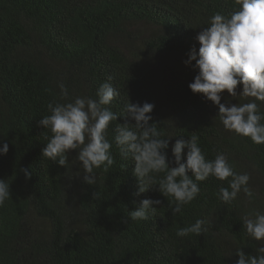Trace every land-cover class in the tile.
I'll use <instances>...</instances> for the list:
<instances>
[{"label": "trees", "instance_id": "16d2710c", "mask_svg": "<svg viewBox=\"0 0 264 264\" xmlns=\"http://www.w3.org/2000/svg\"><path fill=\"white\" fill-rule=\"evenodd\" d=\"M238 7L235 0H0V146L9 145L0 179L12 193L0 208V264H236L237 249L256 254L262 242L247 235L243 218L264 214V144L224 128L218 106L189 88L195 61L185 63L210 17ZM104 83L120 93L108 106L118 115L107 134L114 164L95 169L96 183L88 185L78 150L65 167L42 157L52 133L37 121L50 115L49 103L97 100ZM252 100L225 90L221 102ZM129 102L155 106L150 123L172 137V167V145L196 136L207 160L223 153L237 173L249 174L253 197L241 191L225 204L218 193L228 181L211 176L175 215V200L158 186L136 195L134 161L115 142L120 124L135 125ZM256 103L264 112V102ZM143 199L161 203L148 220H130ZM197 219L207 221L206 233L177 236Z\"/></svg>", "mask_w": 264, "mask_h": 264}, {"label": "clouds", "instance_id": "9594fccd", "mask_svg": "<svg viewBox=\"0 0 264 264\" xmlns=\"http://www.w3.org/2000/svg\"><path fill=\"white\" fill-rule=\"evenodd\" d=\"M238 9L226 16L220 12L210 17L209 25L196 37L200 47H194L189 53L186 65L195 61L198 74L189 88L194 94L212 101L219 108V119L224 128L237 135L249 137L255 144H264V112L256 101L264 102V0H235ZM242 85V92H237ZM61 97H68L65 85L60 84ZM233 97H251V102L232 104L222 103V94ZM98 99L77 97L72 102L49 103L46 115L37 121L38 126L52 133L42 157L65 167L71 151L78 150L77 159L83 168V181L88 185L96 183L94 170H108L114 164L111 152L112 144L107 138L110 122L117 121L118 115L109 105L120 95L111 84H102L96 93ZM154 105L145 102H129L126 113L135 121V125L120 124L116 131L115 142L124 157L131 155L134 161L133 173L137 178L136 195L148 192L158 186V191L165 197H172L176 206L173 215L180 212L184 205L190 204L200 193L197 182L206 181L210 176L220 181H228V187H220L219 199L225 204L237 200L241 191L252 198L254 193L249 186L250 176L237 173L223 153H218L214 160H207L198 137L189 140L178 139L171 151L175 167L169 162L167 150L170 139L162 138L150 113ZM187 148L186 161L184 149ZM9 145L0 146V155H7ZM26 179H31L32 172L21 168ZM164 173L163 178L157 176ZM190 173V174H189ZM194 177V179H193ZM230 178V179H229ZM153 185H156L153 187ZM10 185L0 179V208L11 197ZM159 200L143 199L138 209L128 213L132 221L148 220L154 214ZM206 220L197 219L194 224L177 230V236L189 234L197 236L208 231ZM243 228L247 235L261 241L256 254H246L237 249L239 259L236 264H264V214L256 212L254 218L245 216Z\"/></svg>", "mask_w": 264, "mask_h": 264}]
</instances>
